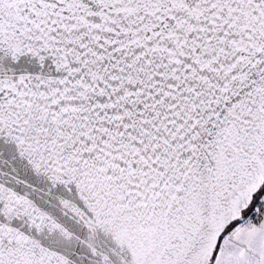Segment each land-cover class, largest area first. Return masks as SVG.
<instances>
[{"label":"snow or ice","instance_id":"snow-or-ice-1","mask_svg":"<svg viewBox=\"0 0 264 264\" xmlns=\"http://www.w3.org/2000/svg\"><path fill=\"white\" fill-rule=\"evenodd\" d=\"M0 264H264V0H0Z\"/></svg>","mask_w":264,"mask_h":264}]
</instances>
